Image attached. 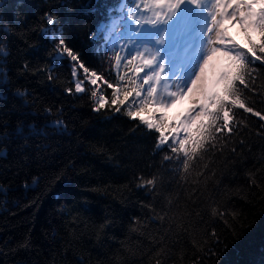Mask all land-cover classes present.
I'll list each match as a JSON object with an SVG mask.
<instances>
[{"label":"trees","instance_id":"16d2710c","mask_svg":"<svg viewBox=\"0 0 264 264\" xmlns=\"http://www.w3.org/2000/svg\"><path fill=\"white\" fill-rule=\"evenodd\" d=\"M120 3L0 0V28L11 30L0 31V47L7 51L0 55V185L7 189L0 191V264H155L156 258L162 264H264V173L257 172L260 188L248 179L249 172L264 169L258 118L237 110L240 131L185 180L175 165L162 164L155 135L137 127L123 109L115 113L106 106L97 114L94 98L75 93L67 60L51 81L38 71L54 63L49 60L54 44L40 31L48 27L41 17L52 13L69 46L102 74L104 57L97 59L94 45L103 52L105 41L118 34ZM92 32L98 34L95 41L89 39ZM254 38L260 39L257 33ZM235 39L249 46L243 32ZM253 67L256 94L245 92L242 98L264 112V66ZM110 92L103 93L109 100ZM162 111L149 105L140 115L158 117ZM141 174L162 178L161 195L137 187ZM141 203L167 213L165 219L151 220ZM137 217L143 227L133 232ZM106 220L112 223L98 240ZM26 242L28 247H21Z\"/></svg>","mask_w":264,"mask_h":264},{"label":"snow or ice","instance_id":"6c2138e0","mask_svg":"<svg viewBox=\"0 0 264 264\" xmlns=\"http://www.w3.org/2000/svg\"><path fill=\"white\" fill-rule=\"evenodd\" d=\"M84 7L88 8V4ZM118 11L121 23L114 40L105 41L108 47L103 52L99 44L94 45L93 54L97 59L104 57L99 75L95 67L86 66L78 49L69 46L63 29L54 27L58 17L46 13L41 19L48 27L40 31L54 44V51L49 53V60L54 63L38 71L46 72L51 81L55 68L67 60L75 93H87L90 99L94 98L92 110L97 114L106 106L115 113L123 109V114L135 121L137 127L155 135L154 148L163 153L162 164L175 165L174 170L185 180L193 176L195 168L213 149L223 151L221 145L240 131L242 119L237 110L258 118L264 129V112L256 111L242 98L245 92L256 94L253 65L264 66V0H121ZM230 26H238L243 31L248 39L247 48L232 36ZM0 31L11 30L0 28ZM254 32L259 35V41L253 37ZM97 35L92 32L89 39L95 41ZM0 55H7L4 47H0ZM218 59L223 63H215ZM210 67L214 71L208 75ZM101 82L104 87L100 86ZM108 89H111V100L103 94ZM72 91V88L66 89L67 93ZM17 95L25 93L18 91ZM188 97H194L196 103L178 124L168 122L163 113L152 118L140 115L149 105L169 108ZM45 111L50 113L51 109ZM52 123L67 127L60 120ZM257 134L264 136V131ZM243 143L241 140L240 144ZM231 151L235 153L236 148ZM257 172L264 173V169L248 173L249 185L260 188ZM136 179L138 188L153 197L161 195V177L153 174L145 178L141 174ZM24 186H28L27 182ZM0 191L7 189L0 185ZM141 207L152 213L151 220H164L167 215L157 213L152 204L141 203ZM111 223L106 220L100 226L98 240ZM135 224L133 232L143 227L139 217L135 218ZM21 247H28V243ZM163 253L161 248L157 257ZM155 264H162V259L156 258Z\"/></svg>","mask_w":264,"mask_h":264},{"label":"rangeland","instance_id":"374dc122","mask_svg":"<svg viewBox=\"0 0 264 264\" xmlns=\"http://www.w3.org/2000/svg\"><path fill=\"white\" fill-rule=\"evenodd\" d=\"M113 24V19L111 20V25ZM229 31L231 32L232 36L236 37V32L240 31L238 26H230ZM255 36V32L253 33V37ZM181 53L178 51L177 55H180ZM215 63L221 64L223 63L222 59H218ZM214 69L212 67L208 70V75H211L213 73ZM196 103L194 97H188V98H182L177 101L176 104L172 105L169 108H163V115L166 118L168 122H176L179 123L180 119H182L183 114H186V111L194 104ZM142 116H145L146 118H152L154 116V113H148L143 114ZM157 116V115H156Z\"/></svg>","mask_w":264,"mask_h":264}]
</instances>
